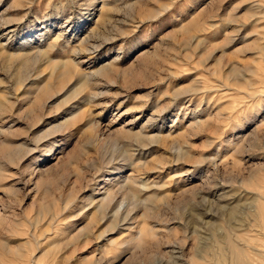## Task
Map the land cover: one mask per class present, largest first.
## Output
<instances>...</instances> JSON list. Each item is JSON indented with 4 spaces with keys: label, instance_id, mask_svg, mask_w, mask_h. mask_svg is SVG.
I'll use <instances>...</instances> for the list:
<instances>
[{
    "label": "rangeland",
    "instance_id": "1",
    "mask_svg": "<svg viewBox=\"0 0 264 264\" xmlns=\"http://www.w3.org/2000/svg\"><path fill=\"white\" fill-rule=\"evenodd\" d=\"M241 262L264 0H0V264Z\"/></svg>",
    "mask_w": 264,
    "mask_h": 264
},
{
    "label": "bare ground",
    "instance_id": "2",
    "mask_svg": "<svg viewBox=\"0 0 264 264\" xmlns=\"http://www.w3.org/2000/svg\"><path fill=\"white\" fill-rule=\"evenodd\" d=\"M120 171H121L120 173H118V174L116 173V174L119 176L118 178H120V177L122 176L123 168H120ZM107 180H108V179H107ZM115 183H116V182H115ZM95 186H96V185H95ZM102 187H103V186H102ZM98 189H99V188H98ZM93 191H94V190H93ZM95 192H96V191H95ZM93 203H94V202H93ZM104 205H105V204H104ZM100 206H101V205H100ZM260 217H261V215H260ZM232 238H233V237H232ZM232 242H233V241H232ZM236 248H237V249H241L240 246H239V244L236 246ZM242 259H243V258H242ZM242 259H240V260H242ZM241 263H242V262H241ZM242 264H244V263H242Z\"/></svg>",
    "mask_w": 264,
    "mask_h": 264
}]
</instances>
